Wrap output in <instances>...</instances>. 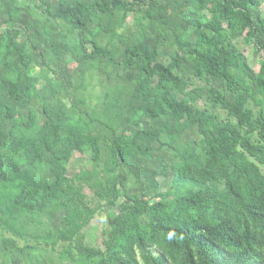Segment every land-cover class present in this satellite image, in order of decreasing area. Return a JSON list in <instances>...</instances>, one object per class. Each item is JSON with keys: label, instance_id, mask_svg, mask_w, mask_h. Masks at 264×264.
I'll return each instance as SVG.
<instances>
[{"label": "trees", "instance_id": "1", "mask_svg": "<svg viewBox=\"0 0 264 264\" xmlns=\"http://www.w3.org/2000/svg\"><path fill=\"white\" fill-rule=\"evenodd\" d=\"M263 1L0 0V264H264Z\"/></svg>", "mask_w": 264, "mask_h": 264}, {"label": "rangeland", "instance_id": "2", "mask_svg": "<svg viewBox=\"0 0 264 264\" xmlns=\"http://www.w3.org/2000/svg\"><path fill=\"white\" fill-rule=\"evenodd\" d=\"M262 8L264 9V1L262 3ZM241 49L244 51L248 62L250 66L254 68V70H257L258 64L257 60L258 57H255L252 55V47L249 45H241ZM89 166V161L87 157L81 153L74 152L71 158V161L69 162L68 165V175H72L82 167H88ZM264 170V168H262ZM84 192L87 194L88 197L91 196V193L89 190L86 188ZM106 207H103L91 220L90 224L85 230V239L88 243L93 244V245H98L101 242V229L105 226L106 224ZM4 237L9 236V234H1Z\"/></svg>", "mask_w": 264, "mask_h": 264}]
</instances>
